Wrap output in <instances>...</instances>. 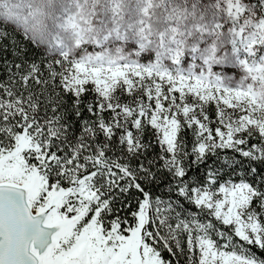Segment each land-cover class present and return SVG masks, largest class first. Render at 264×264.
<instances>
[{"label":"snow or ice","instance_id":"obj_1","mask_svg":"<svg viewBox=\"0 0 264 264\" xmlns=\"http://www.w3.org/2000/svg\"><path fill=\"white\" fill-rule=\"evenodd\" d=\"M5 21L53 57L47 79L38 63L20 74L25 89L34 80L60 91L41 116L33 92L0 84V264H173L161 242L173 253L180 233L198 264H264V175L260 186L256 168L251 182H221L209 166L203 181L187 179L218 150L264 162V0H0ZM65 96L78 119L96 117L78 136ZM149 128L178 196L199 210L176 212L174 226L173 203L162 209L141 182L155 180L151 168L108 155L119 145L139 156ZM132 189L129 220L113 205Z\"/></svg>","mask_w":264,"mask_h":264},{"label":"trees","instance_id":"obj_2","mask_svg":"<svg viewBox=\"0 0 264 264\" xmlns=\"http://www.w3.org/2000/svg\"><path fill=\"white\" fill-rule=\"evenodd\" d=\"M0 29L7 31V38L0 39V84L7 85L11 87L13 91L20 93L24 92L25 96L28 94V91L33 92L41 100V109L40 115L43 116L44 113V100L45 98L52 93L53 91L59 92V88L53 89L51 84L44 86L41 84L35 83L34 80H29L28 87L22 85L20 81V74H26L29 70V65L32 63L41 64V70L43 72L44 79L48 78V71L45 65L53 59L51 55L46 56L43 48L35 47L31 43H28L18 31H14L12 26H9L7 22L0 23ZM21 65L20 69H17L15 65ZM2 93V89H0ZM43 93V95H41ZM90 95L84 97V102L87 103L91 100ZM64 99L67 101L64 108L61 109V112H67L66 122L72 125V131L70 136H78L81 128L82 120H94L96 117L92 116L86 110L82 111V116L78 119L74 113L71 111V97L65 96ZM51 108L49 107L47 116H51ZM111 113H105V118H110ZM188 149H191L193 141V132L188 130L184 133ZM100 140H103V135L99 137ZM144 143L148 144L149 147L146 150H143L142 153L133 158L130 154H126L122 146L117 145L112 151L108 153L113 159L119 158L121 163L128 164L131 168L136 169L139 163H143L146 167H150L151 171L155 173V180L149 182L147 180H142V184L145 186V189L149 191L153 198L159 196L165 204L161 205L163 209L166 207L167 202L171 201L175 208V211L171 213H165V215H170L169 223L175 225L176 212H181V218H186L190 213H196L199 210L196 209L193 205L189 204L183 197L178 196L176 192L175 181L173 180L171 174L165 170L162 165L163 161L158 159L161 155V149L158 144H156V136L153 133V130L150 128L147 129L143 137ZM252 143H256L255 140ZM192 157L188 158V163L191 162ZM149 161L153 163L149 165ZM219 170L222 180L231 179L232 181L238 182L240 178L248 179L250 182L253 179V174L251 173V168L257 169V174L255 175L256 185L260 186L259 181L261 175H264V162L260 160H250L241 156L239 153H236L232 150H218L217 155H210L207 161L204 164L193 166L189 172L188 177L190 181H203L205 173L208 167ZM171 185V190L169 188ZM195 186V184H194ZM116 200L113 205L114 208L121 209L118 213L122 217H128L131 220L129 213L135 211L137 208V198L139 193L135 189L130 190L127 193H120L119 191L115 192ZM130 205V207H128ZM202 222L204 218L201 214ZM208 219H213L209 217ZM217 227H220L219 223ZM149 230L156 231V225H151ZM161 235L168 236L167 228L160 229ZM177 238L180 241V247H176V241L169 239V246L173 248V253H169L167 250L163 249L161 242V253L163 258L171 260L173 264H198L197 250L195 253L189 252L187 243H186V233H180L177 235ZM238 240V238H234ZM223 243V241H221ZM256 251V249H253ZM260 255L264 256V253ZM191 257V260H190Z\"/></svg>","mask_w":264,"mask_h":264},{"label":"rangeland","instance_id":"obj_3","mask_svg":"<svg viewBox=\"0 0 264 264\" xmlns=\"http://www.w3.org/2000/svg\"><path fill=\"white\" fill-rule=\"evenodd\" d=\"M229 74L232 75L233 73L230 72ZM234 78H236V77L234 76ZM128 99H129L128 97H125V101H127ZM215 113H216L215 105L214 104L213 105H210L209 108H208V114H209V116L211 118L215 119ZM215 126H216L215 124L212 125V127H215ZM196 253H197V258L199 259V252H198V250H197Z\"/></svg>","mask_w":264,"mask_h":264}]
</instances>
